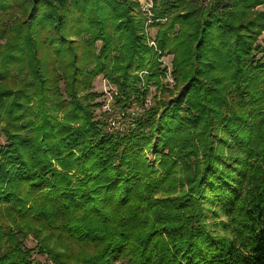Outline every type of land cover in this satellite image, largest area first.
I'll list each match as a JSON object with an SVG mask.
<instances>
[{"label": "trees", "instance_id": "1", "mask_svg": "<svg viewBox=\"0 0 264 264\" xmlns=\"http://www.w3.org/2000/svg\"><path fill=\"white\" fill-rule=\"evenodd\" d=\"M263 5L0 0V264H264Z\"/></svg>", "mask_w": 264, "mask_h": 264}, {"label": "rangeland", "instance_id": "2", "mask_svg": "<svg viewBox=\"0 0 264 264\" xmlns=\"http://www.w3.org/2000/svg\"><path fill=\"white\" fill-rule=\"evenodd\" d=\"M135 1L136 0H133V2H135ZM172 1L173 0H169V4H171ZM140 3L143 4L144 1L141 0ZM165 6L169 7V5H164L163 7H165ZM133 8H135L134 11L132 10L133 17H135L141 23V29H140V32H139V36L143 37L145 39V41H146V35H148V37L150 39L153 38V39L156 40V34H157L158 29H156L155 27H151V29H150V27H149V29H147L148 32L145 33V31H146V25H145L146 19L140 14L138 8H136V7H133ZM257 11H263L264 12V5L259 7V8H257ZM2 43H3V41L0 40V44H2ZM259 44H260V46L264 47V33L259 38ZM165 60H167V62ZM163 61L166 62L165 64H167V66H169L170 62L172 61V57H166V58H164V60H162V62ZM165 64L162 63V66H165ZM166 81L169 82V80H167V79H166ZM154 82L155 81L152 80V81H150V83L148 85L150 93H151L149 95V97H148L149 100H151V96L153 97V95L154 96L158 95L156 97H159V92L156 91V85L157 84H155ZM169 83H171V82H169ZM109 90H111V87L107 84V82L105 80H103V76L97 77L93 81L92 92L98 93V94L103 93L104 96L102 98L96 99L93 103H97V102H100V101H106L107 102V99H108L107 93H109ZM165 95H166L165 97L168 99L167 94H165ZM46 106L49 107L50 105H46ZM132 111H135V109H133ZM100 112H101V110L99 108L94 109V111H93L94 117L97 118L98 115L100 114ZM4 144H5V138H4L3 134L0 131V148H2L4 146ZM147 157H148L150 163L154 162L155 156L152 153L148 152L147 153ZM213 222H214V220H212V216L209 214L207 223L209 225H213ZM219 222H226V218L224 216L220 215L219 219L216 220V223H219ZM213 230L216 233H220L221 235H223V233L220 232L219 228L213 227ZM23 243H24L26 248H33L36 245V243H35V241H34V239L32 237H28L26 240H23ZM34 258L37 261L42 262V263H44L46 261L45 257H42V256L34 255Z\"/></svg>", "mask_w": 264, "mask_h": 264}, {"label": "built area", "instance_id": "3", "mask_svg": "<svg viewBox=\"0 0 264 264\" xmlns=\"http://www.w3.org/2000/svg\"><path fill=\"white\" fill-rule=\"evenodd\" d=\"M144 3L141 4V0H136V3L138 4V9H139V12L140 14L146 19V22H145V25H146V31L145 33H147V29H151V27H153L154 23H158V24H164L166 22V18H162V17H159L157 15L154 14L153 10H154V0H143ZM199 2H201L203 5H207L210 0H198ZM146 44L149 48L152 49V51L155 53V54H160L158 48H157V43H156V40L155 39H150L148 37V35H146ZM162 60H164V58H162L160 60L161 63H166L167 60H165L166 62H162ZM165 67L168 68V70L170 69V64L169 66H167V64H165ZM167 80H169V82L172 83V80L170 78V75L168 74L167 76ZM112 90V89H111ZM109 90V93H107V96H108V99H107V102L105 101L104 103V106H103V111H110V103L112 101L111 99V95H110V91ZM119 120H120V117H117L113 120H111V128L112 129H118L119 128Z\"/></svg>", "mask_w": 264, "mask_h": 264}]
</instances>
